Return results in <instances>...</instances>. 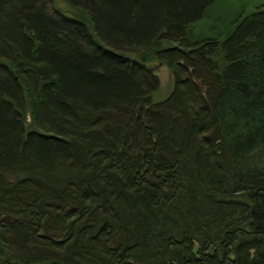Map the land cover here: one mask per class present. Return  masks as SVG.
<instances>
[{"label": "trees", "instance_id": "16d2710c", "mask_svg": "<svg viewBox=\"0 0 264 264\" xmlns=\"http://www.w3.org/2000/svg\"><path fill=\"white\" fill-rule=\"evenodd\" d=\"M229 1L0 0V264H264V0Z\"/></svg>", "mask_w": 264, "mask_h": 264}, {"label": "rangeland", "instance_id": "374dc122", "mask_svg": "<svg viewBox=\"0 0 264 264\" xmlns=\"http://www.w3.org/2000/svg\"><path fill=\"white\" fill-rule=\"evenodd\" d=\"M231 1H233V2H231ZM64 3H65L64 0H55L56 7H59L63 10H67V7ZM235 7H237V0H230L229 5L225 7L223 12H225L226 14H229L231 9H234ZM210 22L211 21H206L199 26L211 25V24H209ZM199 29L200 28H197L196 31L198 32ZM200 31H202V29H200ZM154 66H156L155 68L157 70V74H158L160 82H161V88H160L159 92L157 93V97L158 98L167 97L169 95L171 89H172V79H171L170 72H169L168 68L164 65H160L157 63Z\"/></svg>", "mask_w": 264, "mask_h": 264}, {"label": "bare ground", "instance_id": "6f19581e", "mask_svg": "<svg viewBox=\"0 0 264 264\" xmlns=\"http://www.w3.org/2000/svg\"><path fill=\"white\" fill-rule=\"evenodd\" d=\"M78 23V22H77ZM79 24V23H78ZM154 68L156 67V66H153ZM156 69V68H155Z\"/></svg>", "mask_w": 264, "mask_h": 264}]
</instances>
